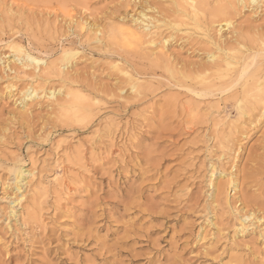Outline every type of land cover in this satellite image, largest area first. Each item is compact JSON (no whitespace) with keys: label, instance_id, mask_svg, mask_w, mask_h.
<instances>
[{"label":"rangeland","instance_id":"1","mask_svg":"<svg viewBox=\"0 0 264 264\" xmlns=\"http://www.w3.org/2000/svg\"><path fill=\"white\" fill-rule=\"evenodd\" d=\"M127 1L0 0V264H264V219L246 232L239 223L249 211L264 217V116L235 123L240 129L225 150L214 135L238 117L227 95L201 119L182 89L155 81L141 96L132 92L110 53L88 41L85 25L130 20ZM238 9L236 26L251 37L264 34V4ZM11 40L55 61L67 77L21 68ZM122 42L110 52L135 59L134 44ZM61 46L80 53L62 59ZM196 48L178 41L170 51L199 61L205 54ZM30 86L82 98L72 96L61 109L41 90L23 108L21 92ZM18 162L34 178L11 214L17 195L10 168ZM212 173L217 182L233 177L237 191L230 184L214 201Z\"/></svg>","mask_w":264,"mask_h":264},{"label":"bare ground","instance_id":"2","mask_svg":"<svg viewBox=\"0 0 264 264\" xmlns=\"http://www.w3.org/2000/svg\"><path fill=\"white\" fill-rule=\"evenodd\" d=\"M131 1L122 2L126 10L131 7L134 12L131 14L130 20H126L125 16L120 18L121 20L118 19L120 21L110 19L109 23L102 25L87 21L85 25L87 26L88 41H93L92 43L97 44L99 49L110 53L112 68L117 71V74L119 73L118 76H123L124 81L128 82L132 92L136 95L141 96L153 86L155 81L160 86H169L173 90L182 89L194 103L193 116L201 119L206 114H210L208 116L210 117L214 109H220L218 102L221 99L220 95L230 97V101L231 99L234 101L233 105L238 112V117L236 121L228 125L223 124L226 129L221 130V128V131L218 130L214 135L216 144L221 149H228L229 143L236 133L234 129L236 131L239 128L235 123L246 117L244 122L248 121L252 125L254 121L258 120L254 117V113L257 112L264 116V34L259 32V34L252 35L253 37L249 36L244 33L242 28L235 25L232 16L237 10L239 11L240 6L245 8L251 5L252 8L254 6L257 9L264 4V0H135L133 5H131ZM78 25L81 29L84 28V24L78 23ZM230 28H232V35L228 37L225 35V30ZM166 30H170L169 33ZM19 41L11 40L7 46L13 51L12 61H20L21 68L28 69L30 66L37 68L38 72H33V75L36 74L42 78L47 75L45 73L52 71L57 72L61 78L67 77V72L61 69V66L58 69V66L54 64L55 61L48 63L47 60L32 55L30 50L21 43V40ZM178 41L184 42L185 45L197 46L196 50L203 51L205 56L199 61L184 60L180 55H176L172 51L173 49L170 51L173 42ZM119 42H122L123 45L125 42L134 44L135 59H128L125 52L124 55L114 49L110 52L111 44ZM61 47L62 59L69 60L80 53L75 47L71 48L72 46ZM7 62L6 67L16 70L17 66L12 67L11 60H7ZM41 70L45 72L43 76L40 73ZM9 85L7 88L14 87V83ZM36 86L38 87V84ZM42 86L39 88L30 86L26 88L27 90L25 89L26 91L22 90L21 104L23 108L28 105L26 98L31 101L42 96L48 97L53 104L61 109H66L71 104L72 96H75L73 98L81 97L76 94L78 92L73 93L68 90L63 94V98H57L56 94L61 93V90L58 92L56 89L46 91ZM39 91L43 92L42 96ZM12 95L14 94L10 93V96ZM221 100L223 101V99ZM201 104H204L203 108H201ZM93 105L89 103L85 107L91 108ZM66 113H71V111ZM78 113H80L79 109L73 112L74 115ZM217 118H215V126L223 127L221 124L223 120L216 121ZM262 161L264 163V160ZM10 173L17 195L16 198L11 196L15 198L14 200L10 198L14 203L10 213L15 214L16 207L27 197V192L29 193L31 189L30 183L34 178V172L24 169L18 162L11 166ZM219 176L226 178L227 174L223 171V174ZM211 184L213 187L211 196L214 201L220 200L219 197L226 193L228 185L233 184L235 190L238 187V182L233 177L229 181L226 179L217 182L213 178V173L210 176ZM226 195L228 196V193ZM227 196L223 200L229 202ZM257 200L262 199L258 197ZM257 200L245 201V203L252 202L255 205L260 203L262 206V203ZM250 207L253 208V205ZM262 207L260 209L264 211ZM232 209L235 210L234 207ZM236 210L239 213L238 208ZM254 211L242 215L239 222L241 232H246L250 226H254L264 219L262 216H256Z\"/></svg>","mask_w":264,"mask_h":264}]
</instances>
